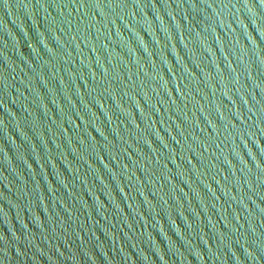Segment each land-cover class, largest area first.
I'll list each match as a JSON object with an SVG mask.
<instances>
[{"label": "water", "instance_id": "obj_1", "mask_svg": "<svg viewBox=\"0 0 264 264\" xmlns=\"http://www.w3.org/2000/svg\"><path fill=\"white\" fill-rule=\"evenodd\" d=\"M0 264H264V0H0Z\"/></svg>", "mask_w": 264, "mask_h": 264}]
</instances>
